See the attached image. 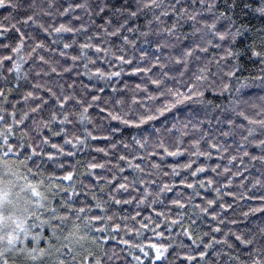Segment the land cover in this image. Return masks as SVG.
Returning <instances> with one entry per match:
<instances>
[{
	"label": "trees",
	"instance_id": "1",
	"mask_svg": "<svg viewBox=\"0 0 264 264\" xmlns=\"http://www.w3.org/2000/svg\"><path fill=\"white\" fill-rule=\"evenodd\" d=\"M13 2L17 5L15 9L0 8V31L4 32V35L0 36V59L9 55H12L13 59L16 58L15 54L11 52V48L15 47L19 41V34L16 29L25 33L26 37H34L35 39H26L24 49L20 53L25 57L26 63H23L19 73V87L16 86L17 73H7L0 70V87L11 88L10 94L6 92L8 105H4L3 99H0V106H6L9 112L15 110L19 117L22 111H27L29 107L35 106L32 99L28 101L23 99V96L29 91H35L37 95L43 96L48 103L44 106L42 113L33 115L37 119L42 117L44 120L50 121L51 113L56 111L59 119H63L54 99L42 89H33L32 85L34 84L48 85L57 94H69L78 100L85 101L82 107H76L73 102L72 110L75 114L70 117L72 119L71 124H61L58 119L50 124L51 131L34 126L31 120L25 122L26 128L16 126V137H24L25 148L18 158L14 154H10L9 157L15 156V159H11L15 160L14 166L19 170L20 176L32 183H36L37 178L44 180L48 188H51L53 184H59L61 188H64L69 187L71 182L57 178L63 177L68 171L75 168L74 183L76 191L81 195L73 198L74 206L77 208L85 207L88 215L105 214L100 213L95 208L96 201L91 198L96 195L101 201H107L106 215L112 216L113 220L97 222L96 226L104 227L107 225L109 231L102 234L114 237L105 246L110 252L114 250L119 256L118 259L114 258L111 264H153L155 250L150 247L153 243L168 246L166 260L156 261L155 264H247L248 249L240 244L235 236L247 238L250 234H258L260 229H264V212L249 211L264 207V201L260 199L261 196H264V161H253L249 156H244V151H248L251 155H259L260 153L251 145L245 144L244 148H240L237 143L240 141L239 135H221L222 132L229 131V126L223 123L217 125L215 121L216 117H222L223 109L233 108L236 112H243L249 119H264V80L258 78L264 76V72L261 71L264 65H261L260 61L254 57L250 59L247 54L242 55L239 59L226 57V50L229 47L233 51H243L241 38L237 39L236 44L230 40L214 41L207 53H197L200 56L199 61L193 58L190 71L194 72L197 64H202L213 57L217 59L226 57L220 59L219 66L215 63L211 65L213 75L210 77L209 86L206 87L203 104L186 103L179 105L172 112L165 113L159 120L137 128L125 125L118 120H112L108 113H119L125 119L133 118L130 112L143 111L139 105L132 104L133 98L150 107L159 106L158 101L147 100L143 91L147 87L148 94H156L155 86L148 82V76L153 75V73L134 74L135 67H150L151 63L140 62L137 54V59L134 60L133 65L113 67L108 63V61L113 60L111 55L107 57V60L98 59L97 55H93V52L89 51L88 55L96 60L95 65L89 64L88 69L83 67V63L86 61H77L73 65L71 56L78 55L79 45L87 42L84 34L63 33L58 37L57 34L53 33L52 36H48L31 21L24 23L28 15L32 14V9L29 6L33 0H13ZM36 2L43 4L46 8L49 0H36ZM52 2L56 5V9L53 10L54 15L43 17L41 20L46 27L48 25L58 26L60 23L79 27L81 21L74 20L73 16L82 15L80 10L68 16H61L57 11L61 9V6L67 7V4L73 3L74 0H52ZM239 20L245 24L251 21V24L257 29L264 26V22L251 12L246 16L241 14ZM83 22H88L87 17L84 18ZM226 24L227 22L223 21L218 27L223 30ZM49 30L51 31V29ZM190 30L186 26L181 30V33ZM94 31V28L90 29L89 34H94ZM250 35L251 33H245L244 43H251V40L248 39ZM53 40H56L57 43L52 44ZM40 41L44 42L45 48L37 49L35 53L31 54L32 58L28 59L31 49ZM65 42L72 43L73 47L63 49ZM190 42L184 41V44ZM116 43L119 44V41ZM216 44H219V47H216ZM4 45H9V47ZM48 47L55 49V51H47ZM59 51L66 52V56L61 57ZM116 54L119 55L120 53L117 52ZM128 54L131 55V50ZM40 55L52 63L43 64L38 60ZM233 65L241 69L237 76L240 81H246L247 84L239 91L236 90L239 87L237 79L225 75ZM12 66V62L4 61V68ZM52 67L56 68V73H51ZM66 67H72L73 71L63 72ZM97 68L105 72L121 71L122 75L119 78L114 77L109 80L98 79L94 75ZM85 71L89 75H84ZM156 71L153 69V72ZM37 72L51 74L37 76ZM25 73H27V79L24 78ZM172 74L177 75V81L181 79L178 73ZM5 75H7V81L2 79ZM183 79L187 80L188 75H185ZM137 84L141 86L140 89H136ZM224 84H229L230 87L225 90ZM125 85H127V89H125ZM169 86H179V84L170 83ZM101 87L104 88L103 92L99 91ZM113 87L119 91L113 93ZM93 96H99L100 99L93 101ZM112 98H123L126 103L123 107L114 105ZM13 104L15 109L12 107ZM83 108H87L89 119L81 121L78 114L83 111ZM228 114L235 119L237 125L249 126L243 117L236 116L232 112ZM176 119L181 121L192 120L193 123H196L197 119L200 121L211 120V124L205 123L203 127V131L205 133L210 132V135H205L202 138L200 132L189 125L188 132L190 135L184 137L181 145L183 154L168 156L160 148L158 141H162L168 151H174L175 147L170 142L168 134L157 133L155 129L162 130L163 127L174 123ZM8 120L11 123L10 117ZM2 127L3 124L0 123V128ZM254 127L259 130V125ZM52 133L61 134L53 135ZM88 133L100 137V139L94 140L88 136ZM41 136L47 137L48 142L44 143ZM75 137H80L85 143H77ZM103 137H109V139H103ZM132 137L146 142L147 149L140 150L138 147L125 149L123 144L134 145ZM66 139L71 140L76 147L73 148L72 144H65ZM193 140H200L198 150L206 153L205 155L192 154L197 151V146L192 143ZM12 143H15V140ZM213 143L219 146V151L210 147ZM240 143L244 142L240 141ZM52 144L63 147L64 153L53 148ZM29 145L31 148H35L37 154L32 156L30 160H25L24 156L31 153ZM100 148L104 149V152H98L97 149ZM15 151H20V149L17 148ZM4 152L3 139L0 138V157L1 155L4 156ZM68 152H75V155L68 156L66 155ZM133 152L137 156L145 157L142 161H133L141 164L144 169L143 173L129 168L125 161L119 159L120 156H127L131 160V153ZM153 152L156 155H151ZM207 153L211 155L209 156ZM49 155L53 156V159L49 160ZM232 156H236L237 159L230 162ZM87 163L103 164V169L92 170L103 179L97 181L96 176L85 174L88 171L84 167ZM60 164H63L64 167L60 168ZM153 164H159L160 167L158 169L153 168ZM186 164H191V168H185L184 165ZM200 167H205L208 170L192 175ZM121 168L125 171L121 172ZM173 168L179 175L173 174ZM213 168L216 171H212ZM226 168L230 171L226 172ZM28 169H31V172ZM33 173H37V176L34 177ZM125 177H127L126 180ZM140 179L155 180V183L140 184ZM208 180H212L213 183L209 184ZM256 181H260V183L257 184ZM120 183L128 184V190H118ZM188 183L193 184L194 187L188 188L186 186ZM164 185H168L171 190L161 191ZM109 193L121 200L122 203L119 205L113 203ZM69 195H71V189L67 194L61 192L55 197L57 201L55 206L60 207L61 196L66 199ZM126 200L131 201V203H123ZM176 200L180 201L184 207L174 204L173 201ZM208 200H214L215 203L209 206ZM203 208H208V212L201 211ZM244 213H248V215L245 216ZM46 216L47 213H45ZM213 216L216 218L213 219ZM173 221H178V223L174 224ZM116 225H119V231H112L111 229ZM143 225H147V227L145 228ZM217 227L221 229L220 232L214 231ZM185 230L192 233L191 239L185 235ZM37 231H42L45 236L49 234L47 228ZM161 231L164 233L163 237L156 234ZM200 237L203 238V242L199 239ZM213 237L220 241L227 238L228 244H213V247L206 250L207 256L200 258L199 252L205 251L204 245L212 243ZM125 240L128 241L127 244L122 243ZM192 240H195L196 244H193ZM229 244L232 245L231 248H229ZM136 245L141 247L138 248ZM196 245H200V247L197 248ZM40 246H44L43 240H41ZM187 256H196L197 259L189 261L186 259ZM136 257H139V260ZM11 260L15 261V264H23L22 258L12 256Z\"/></svg>",
	"mask_w": 264,
	"mask_h": 264
},
{
	"label": "snow or ice",
	"instance_id": "2",
	"mask_svg": "<svg viewBox=\"0 0 264 264\" xmlns=\"http://www.w3.org/2000/svg\"><path fill=\"white\" fill-rule=\"evenodd\" d=\"M17 5L13 0H0V8H13ZM32 9V14L28 15L27 20L24 23L31 21L36 27L41 29L48 36H52L53 33L59 37L63 33H83L86 41L79 45V54L71 56L73 65L77 61H86L83 63V67L88 69V65L96 64V60H93L88 55L89 51L93 52V55H97V58H103L107 60V57L111 55L112 61L108 63L116 67L118 65H133L135 59L140 62H150V67H135V73H153L148 76V82L154 85L156 88V94H148L147 87L143 89L149 101H158L159 106L150 107L149 105L142 103L141 101L132 99V104L139 105L143 108V111L130 112L133 116L131 119H125L119 113L113 114L109 112L108 115L112 120H118L125 125H131L134 127H141L149 122L159 120L165 113H170L173 109H176L179 105L186 103H204V95L206 87L209 86L210 77L213 75L211 65L215 63L217 66L220 64V59L226 57H236L239 59L242 55L247 54L248 57L256 58L260 61L261 65H264V26L259 29L249 21L247 24L241 23L239 18L241 14L248 15L249 12L255 13L262 22H264V0H74L73 3H68L67 7L61 6L58 9L61 16H68L72 13L80 10L82 15H75L73 19L81 21L79 27H75L71 24L60 23L57 25L45 26L41 22L43 17H51L54 15V9L56 5L52 0H49L47 7L43 4L37 3L33 0V3L29 6ZM87 17V23L83 22ZM226 21L227 24L221 30L218 25L221 22ZM187 28L190 31L181 33V30ZM14 27V26H13ZM94 28V34H89L90 29ZM51 29V31L49 30ZM19 34V41L15 47L11 48V52L15 54V59L12 55L5 56L0 59V70L7 73H17V84L19 87V73L21 72L23 63H26L25 57L20 55L25 46L26 39H35L34 37H26L25 33L16 29ZM245 33H251L248 37L251 43H244L243 38ZM4 32L0 31V36H3ZM241 38V48L243 51H233L231 47L226 50V57L217 59L206 60L202 64H197L196 71H190V65L193 58L199 61L200 56L197 53L203 54L209 51V47L213 46L214 41H226L230 40L233 44H236L237 39ZM94 41V42H93ZM119 41V44L116 43ZM184 41H191L189 44H184ZM57 43L56 40L52 41V44ZM179 44V50L177 51ZM9 47V45H4ZM219 47V44L215 45ZM73 47L72 43H63V49H70ZM45 44L43 41L36 43L35 47L31 49V53L28 55V59L32 58V53H35L37 49H44ZM115 49V51H113ZM49 52L55 51V49L48 47L46 49ZM131 50V55H129ZM120 54L117 55L116 53ZM61 57L66 56V52L59 51ZM12 62V67L4 68V61ZM38 60L43 64H51L52 61L46 60L43 55L38 56ZM156 69V72H153ZM240 68L233 65L229 71L225 73L228 77L237 79L240 88L246 87V81H240L237 73L240 72ZM72 67H66L63 72H72ZM264 72V68H261ZM55 67L51 68V73H56ZM178 73L181 78L177 81V75L172 73ZM51 73L37 72V76L50 75ZM58 75L60 73H57ZM84 75H89L85 71ZM94 75L98 79L109 80L111 78H119L122 75L121 71L105 72L100 68L96 69ZM188 75V79L184 80L183 77ZM155 77V78H153ZM24 78L27 79V73L24 74ZM264 80V76L258 77ZM2 79L7 81V75ZM119 83V80H117ZM170 83H178L179 86H169ZM35 90L46 91L51 98L54 99L60 114L63 119H59L56 111L51 113V120H44L42 117L37 119L33 114H40L43 112L44 106L48 103L43 96L37 95L35 91H29L23 99L28 101L32 99L35 102V106L29 107L27 111H22L18 114L15 110L9 112L6 106H0V123L3 127L0 128V138L3 139V147L5 148L4 156L14 154L17 158L23 153L25 148V139L23 136L16 137V126L27 127L26 121L31 120L32 124L40 129H48L51 131L50 124L59 119L61 124L72 123V117L75 113L72 110L73 102L76 107H82L85 101L78 100L75 96L69 94H57L51 86L43 84L32 85ZM62 88V86H59ZM71 87V86H69ZM224 89L230 87L229 84H224ZM139 84L136 85V89H140ZM127 89V85H125ZM100 92L104 91V88H99ZM119 90L115 87L112 88V92L116 93ZM7 93H11V88L0 87V99H3V104L8 105ZM99 96H93V101H98ZM112 103L123 107L126 103L123 98H112ZM238 103V102H237ZM15 109V105H12ZM91 107V105H89ZM235 113L236 116L243 117L247 121L248 127L244 124L237 125L235 119L228 113ZM222 117H216V124L221 123L229 126L228 132H222L221 135H239L240 143L237 141L240 148H244L245 144L251 145L254 149L259 151V155H251L248 151H244V156H249L251 160L264 161V119L254 120L249 119L243 112H236L235 109H223ZM81 121L89 119L87 116V108H83L79 114ZM11 118L9 123L8 118ZM211 124L212 121H200L196 120L193 123L192 120L181 121L176 119L170 126L163 127V129H155L157 133L168 134L170 142L175 147L174 151H168L164 147L162 141H158L159 146L168 156H179L181 152V145L185 136L190 135L188 132L189 125L198 132L201 137L210 135V132L205 133L203 131L204 124ZM255 125H259L257 130ZM35 130V129H34ZM53 135H60L61 133H52ZM178 134V138H177ZM88 136L92 139H100V137L92 136L88 133ZM251 138V139H250ZM44 143H47V137L41 136ZM77 143L84 144L85 141L80 137H75ZM103 139H109V137H103ZM15 140V143L12 141ZM134 145L123 144L125 149L138 147L140 150H146V142L137 140L136 137H132ZM192 143L197 146V151L193 152V155H205L206 153L199 152L198 146L200 140H193ZM65 144H72L73 148L76 147L71 140H65ZM31 148V145L28 146ZM53 148H57L60 153H64V148L56 144H52ZM115 147V145H113ZM211 148L219 151V146L215 143L210 145ZM20 151H15V149ZM98 152H104V149H97ZM35 148H31V153L25 155V160H30L32 156L36 155ZM68 156H74L75 152L66 153ZM151 155H156L155 152ZM207 155H211L207 153ZM131 160L127 156H120L121 161H125L128 167L144 172L140 163H134L136 160H144V156H137L135 153H131ZM49 160L53 159V156L49 155ZM236 156L230 157V162L235 161ZM2 166L4 168L3 175H0V264H15V261L11 260L12 256L22 258L23 264H111V261L116 258L118 254L113 250L109 251L105 246L110 239L114 237L103 235L107 233L109 227H97V222L111 221L112 216L106 215L107 201H101L96 195L92 196V200L96 201L95 208L100 213L105 214H86L85 207H75L74 197H78L81 193L76 191L74 177L76 176V170L73 168L68 171L62 179L71 182L69 187L61 188L59 184H53L51 188L45 185L44 180L38 179L36 183H32L25 177L20 176L16 171H13L8 163L7 159L0 157ZM60 168L64 165L60 164ZM85 169L88 170L85 174L96 176V180L99 181L103 177L96 175L92 170L103 169V164L87 163ZM153 168H159V164H153ZM185 168H191V164L184 165ZM39 169V166H37ZM208 169L205 167L198 168L192 175H197L199 172H206ZM31 172V169H28ZM121 172L125 169L121 168ZM212 171H216L215 168ZM230 171V169H225ZM173 174L179 175L173 168ZM34 177L37 173L32 174ZM149 175H152L149 173ZM7 177V179L5 178ZM13 177L17 179H25L23 185L15 184ZM127 177H125V180ZM209 184L213 183L212 180L207 181ZM111 183V182H109ZM135 183V181H133ZM140 184L155 183V180L148 181L146 179H140ZM184 183V181H181ZM203 183V182H201ZM257 184L260 181H256ZM188 188H193L191 183L186 184ZM129 185L126 183H120L118 190H128ZM71 189V195L65 199L63 196L60 198V207L57 208L55 204L57 197L61 192L67 194ZM168 185H164L161 191H170ZM103 191V189H100ZM219 191V190H217ZM151 195V193H149ZM109 197L113 203L119 205L121 200L116 199L114 195L109 193ZM261 201H264V196L260 197ZM123 203H131V201H123ZM174 204L184 207L180 201H173ZM208 205L211 206L215 203L214 200H208ZM223 207V205H221ZM230 207V206H229ZM203 212H208V208L201 209ZM250 212H264V207L257 209H250ZM45 213L47 216L45 217ZM161 215H163L161 213ZM245 216L248 213H244ZM134 219V217H132ZM216 217L213 216V219ZM172 223H178L173 221ZM195 223V221H193ZM147 227V225H143ZM47 228L49 234L44 235L42 231L38 229ZM112 231H119V225H116L111 229ZM215 232H220L219 227L214 229ZM137 234H139L137 232ZM158 236L163 237L164 233H156ZM185 235L190 239L192 233L185 230ZM201 242L203 238L200 237ZM235 239L240 244L244 245L248 249L247 264H264V229H260L258 234L249 235L247 238L242 236H235ZM41 240L44 241V246H40ZM212 243L204 245L205 251L199 252V257L204 258L207 256V249L213 247V244H228L227 238L224 240H216L212 238ZM127 244L128 241H122ZM193 244H196L195 240H192ZM229 248L232 245H228ZM140 248V245H136ZM150 247L154 249L153 264L156 261H165L166 254L168 252V246L165 244H151ZM197 248L200 245H196ZM141 250H143L141 248ZM147 255V253H145ZM139 260V257H136ZM187 260H196V256H187ZM238 259V258H237Z\"/></svg>",
	"mask_w": 264,
	"mask_h": 264
},
{
	"label": "rangeland",
	"instance_id": "3",
	"mask_svg": "<svg viewBox=\"0 0 264 264\" xmlns=\"http://www.w3.org/2000/svg\"><path fill=\"white\" fill-rule=\"evenodd\" d=\"M1 157H4V159H7L8 160V163L9 165L11 166L12 170L13 171H16L19 173V170H17V168L14 166V161L15 160H12L11 158L15 159V156H11V158L9 156L5 157L3 155H1ZM3 172H4V168L2 166V161H0V175H3ZM7 179V177H5ZM13 179V182L15 184H19V185H23L24 184V179H17L15 177L12 178Z\"/></svg>",
	"mask_w": 264,
	"mask_h": 264
}]
</instances>
